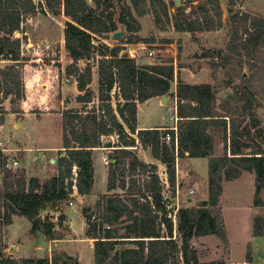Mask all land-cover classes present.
Instances as JSON below:
<instances>
[{
	"label": "trees",
	"instance_id": "1",
	"mask_svg": "<svg viewBox=\"0 0 264 264\" xmlns=\"http://www.w3.org/2000/svg\"><path fill=\"white\" fill-rule=\"evenodd\" d=\"M129 1L0 0V125L8 113L5 101L9 100L12 112L20 114L16 105L27 96L23 69L29 57L22 54L27 37L17 36L27 14L47 10L59 15L63 10L69 18L64 44L72 61L66 73L74 77L79 90L75 97L79 106L60 111L62 148L58 150L56 174L43 181L28 176L24 167L7 166L8 156L0 151V264H80L65 251L14 258L5 252L2 229L13 223L14 216H23L31 222L33 232L42 231L50 240L63 239L58 226L66 221V214L60 202L74 191L91 193L95 183L93 150L98 147L112 148L107 192L81 211L85 238L93 240L94 264H223L217 260L201 262L192 245L194 238L207 235L229 242L219 207L223 181L237 179L243 172L254 173V205H264L260 194L264 186V127L255 111L253 77L241 72L240 82L234 86L232 75L227 73V84L234 92L225 98L218 97L217 87L211 83L179 80L175 92L177 131L167 126L139 128V104L171 94L175 68L173 63L140 64L123 53L124 44L140 40L134 36L142 28L134 10L141 16L151 12L156 25L164 16L176 31L193 37L197 32L229 26L226 47L202 57L220 59L218 65L225 70L236 64L253 72L264 64V17L235 10V0H228L225 21L220 0H180L179 5L176 0ZM121 28L131 36L114 44L105 41ZM82 61L84 65H80ZM91 61L98 68L97 92L91 87ZM167 132L172 138L169 143L163 139ZM138 143L166 165L173 190L178 158L207 157L208 199L196 206H181L174 213L163 194L158 164L137 155L134 149ZM220 144L223 152L216 155ZM49 204L60 212L56 221L41 215ZM252 235L264 236V216L253 218ZM243 264H253L251 242Z\"/></svg>",
	"mask_w": 264,
	"mask_h": 264
},
{
	"label": "rangeland",
	"instance_id": "2",
	"mask_svg": "<svg viewBox=\"0 0 264 264\" xmlns=\"http://www.w3.org/2000/svg\"><path fill=\"white\" fill-rule=\"evenodd\" d=\"M88 1L92 4V0ZM128 3H130L129 0ZM220 5L225 21L228 16V0H220ZM232 6L235 10H245L264 17V0H235ZM173 10L172 7L169 8L170 14L173 13ZM134 14L142 25L141 30L136 33L137 35H134L139 36L140 40L126 43L124 46L126 49L134 48L136 50L135 58L140 64L173 63L175 80L172 82L171 90L176 87L179 80L189 83L206 82L217 87L219 98H225L234 92L233 86L229 87L227 84L229 82L227 73L232 75L234 86L240 82L241 72L246 76L253 77V91L257 98L255 111L264 127V64H261L253 72L249 71L247 66L240 68L236 64H230L225 70L218 65L220 59L202 57L205 53L226 47L229 26L225 25L214 31L197 32L193 37L191 33L176 31L164 16L161 18L160 24L156 25L151 12L141 16L134 10ZM31 23H27L25 29L29 31L31 41L42 46L39 55L41 59L36 60L38 55L34 54L32 47L25 49L26 56L29 57V61L23 69L27 96L25 100L16 105V108L19 107L21 110L20 114L12 112L9 100L5 101L8 113H12V115L10 121L0 128V140L9 138L10 141L5 144L7 148L5 154L19 161L18 168L24 167L28 176H38L43 181L56 174L57 171L58 154H52V151L61 144L62 140L59 125L60 111L64 106L77 107L78 103L71 93L63 92L62 88L66 87V84H62L60 76H57L61 69L69 64L68 55H66L62 43V29L65 27V22L63 24L49 16H39ZM120 30H123L121 39L131 36L123 28ZM112 36L113 34H110L105 41L109 44L116 43L117 40H114ZM149 51H154L152 57L148 55ZM91 63L93 64L91 87L97 92L98 68L95 61H91ZM84 64L85 62H80V65ZM257 70L263 71V74L255 73ZM254 74L257 75L254 77L252 76ZM52 77H55L53 84L49 81ZM175 92L164 96L167 98L165 102L153 99L147 104H142L141 123H160L167 127H177ZM30 112H34L39 117L42 116V113H51L52 115H46L41 120L37 119L35 115H28L25 118V114ZM19 123L21 126L17 125ZM26 143L32 145V155L33 153L38 155V158L32 159L31 163H27L24 158ZM40 146L47 147L49 151L38 149ZM111 149L104 146L96 149L98 166H108V151ZM134 150L143 160L152 158L148 149L142 147ZM222 152L220 144L216 147V155H221ZM40 154H45V156L39 157ZM51 158L54 159V162H51ZM156 164H158V173L164 185L163 194L174 210L181 206H196L200 201L208 199L207 157L177 159L175 190L168 181L166 165L160 161ZM1 178L0 171V184ZM103 179V170H99L94 192L80 196L74 191L67 200L60 202L61 211L67 214L66 221L58 226V232L62 234L63 239L50 240L42 231L33 232L31 222L26 217L14 216L13 223L2 229L3 243L7 246L6 254L20 259L23 257L39 258L51 255L53 252L65 251L78 258L80 264H94L93 248L90 245L92 241L85 238V219L81 211L85 205L93 206L101 194L107 192V182ZM223 185L219 207L226 224L229 242H223L216 235L194 238L192 245L198 250L199 260L201 262L217 260L222 261L223 264H243L248 243L251 242L253 264H264V237L254 239L252 235L253 218L258 215L264 216V205H254L255 174L243 172L237 179L224 180ZM260 194L264 200V186H262ZM59 214L60 212H57L54 205L51 204L41 211L43 217L49 215L55 221ZM70 221L73 223L68 225L67 223ZM175 236L179 240L177 233Z\"/></svg>",
	"mask_w": 264,
	"mask_h": 264
},
{
	"label": "crops",
	"instance_id": "3",
	"mask_svg": "<svg viewBox=\"0 0 264 264\" xmlns=\"http://www.w3.org/2000/svg\"><path fill=\"white\" fill-rule=\"evenodd\" d=\"M37 1H41V0H37ZM39 16H46V17H51V18H53V19H56V20H59L60 22H63V24H64V22H66V20H68L69 18L67 17V16H65V14H64V11L62 10V13L61 14H59V17H57L58 15H55V14H53V13H51L50 11H44V12H38L36 15H34V17H33V21H32V23L34 22V20H36V19H38L39 18ZM31 23V24H32ZM24 31L26 32V37H29V31L28 30H26L25 28H24ZM62 34H63V41H62V43H63V46H64V49H65V44H64V27H63V29H62ZM65 52H66V50H65ZM66 55H68L67 54V52H66ZM68 61H69V63L72 61V59H70L69 58V56H68ZM60 75L61 76H64V75H66V76H69V75H67V73H66V67L65 68H63V69H61V71H60ZM69 77H71V80H70V82L69 83H71V84H69L68 85V83H62V84H66V87L65 86H63V92H65V91H68L69 93H71L72 94V96L75 98L77 95H78V93H79V90H78V88H77V81L74 79V77H72V76H69ZM69 89V90H68ZM175 90H176V87L175 88H173L171 91L172 92H175ZM164 98V96L163 97H152V98H150V99H148L147 101H145V102H143V103H140L139 104V106H138V126H139V128H152V127H164L165 126V124H160V123H149V124H143V123H141V120H140V109H141V106H142V104H147V103H149L150 101H152L153 99H157L158 100V102H161V100ZM77 106H79V104L77 105ZM64 108H66L65 106L62 108V109H64ZM11 115H12V113H8L7 114V116H6V121H5V123L4 124H2V125H0V128H2V127H4V125L6 124V123H8L9 121H10V119H11ZM28 115H35V113L34 112H30V113H26L25 114V118L28 116ZM46 115H52L51 113H42V116L41 117H39V116H36V118L37 119H39V120H41V119H43ZM24 118V119H25ZM23 119V120H24ZM15 126H21V123H19V124H14ZM27 144V143H26ZM31 146L32 145H30V144H27V146H25V148H24V150H25V154H24V158H25V160H26V162L27 163H31V160L32 159H34V158H38V155H36V154H34L33 153V155H32V148H31ZM140 146H142L141 144H137V146L135 147V149H140V148H142V147H140ZM44 149V150H46V151H49L48 150V148L47 147H43V146H40V147H38V149ZM62 148V140H61V144L60 145H58V146H56L55 148H54V150L52 151V154H55V153H57L58 154V150L59 149H61ZM98 148H101V147H98ZM98 148H95L94 150H93V158H94V166H95V183H94V186H93V188H92V190H91V193L92 192H94V187H95V185H96V183L98 182V173H99V170H103V177H104V181H106L107 182V175H108V166H106V167H101V165L100 166H98L99 165V161L97 160V158H96V149H98ZM107 148H111V147H107ZM108 152H110V150L108 151ZM138 155V154H137ZM32 156H33V158H32ZM42 156H45V154H40V156L39 157H42ZM51 160V162H54L53 160L54 159H50ZM146 162H149V163H158V161L159 160H157V159H155V158H150L149 160H145ZM102 168V169H101ZM56 173H57V171H56ZM38 177V176H37ZM47 178V177H46ZM80 195V194H79ZM80 196H85V195H80ZM58 212V211H57ZM66 214V213H65ZM67 215V214H66ZM73 223V221H70V222H68L67 224L68 225H70V224H72ZM84 227H85V225H84ZM70 229L72 230V228L70 227ZM264 236H262V237H254V239H261V238H263ZM86 239H88V238H86ZM88 240H90V241H92V243L90 244L91 246H92V248H93V240H91V239H88Z\"/></svg>",
	"mask_w": 264,
	"mask_h": 264
},
{
	"label": "built area",
	"instance_id": "4",
	"mask_svg": "<svg viewBox=\"0 0 264 264\" xmlns=\"http://www.w3.org/2000/svg\"><path fill=\"white\" fill-rule=\"evenodd\" d=\"M33 15L32 14H27L25 16V19L22 21L21 23V30H23L25 28V26L27 25V23H30L33 21ZM19 31L17 32V36H22L23 34L26 35V32L25 31ZM33 49L34 51V54L35 55H38V58L36 60H40V53H41V50H42V46L40 44H34L31 39L29 37H27L25 39V41H23V44H22V54L23 55H26V52H25V49H29L31 48ZM124 52H127L130 56L132 57H136V50L134 48H129V49H125L123 50V53ZM148 55L149 56H153L154 55V51H149L148 52ZM57 76H60V81L61 83H69L70 80H71V77L69 76H61L60 74L57 75ZM50 83L53 84L55 82V77H52L50 80ZM50 85V84H49ZM47 86V85H46ZM170 129H173L175 131H177V127H168ZM167 143H169L171 141V134L169 132H167L165 135H164V138H163ZM9 138H6L5 140H0V151H2L3 153H5L7 151V148L5 147V144L7 142H9ZM175 143L177 144V138H175ZM7 166L11 167V168H17L19 166V161L17 159H14V158H11V157H8L7 158ZM177 210H174V213H176Z\"/></svg>",
	"mask_w": 264,
	"mask_h": 264
},
{
	"label": "water",
	"instance_id": "5",
	"mask_svg": "<svg viewBox=\"0 0 264 264\" xmlns=\"http://www.w3.org/2000/svg\"><path fill=\"white\" fill-rule=\"evenodd\" d=\"M176 2H177V5H179L180 4V0H176ZM122 35H123V30H119V31H117V32H115V33H113V36H112V38L114 39V40H117V41H119L120 39H121V37H122ZM166 99L167 98H163L162 99V101H166ZM54 161V160H53Z\"/></svg>",
	"mask_w": 264,
	"mask_h": 264
}]
</instances>
